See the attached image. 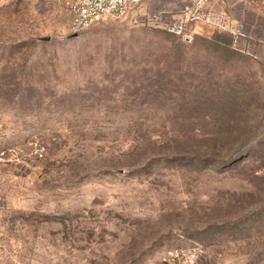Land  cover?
I'll return each mask as SVG.
<instances>
[{
	"label": "rangeland",
	"instance_id": "rangeland-1",
	"mask_svg": "<svg viewBox=\"0 0 264 264\" xmlns=\"http://www.w3.org/2000/svg\"><path fill=\"white\" fill-rule=\"evenodd\" d=\"M67 2L0 0V264H264V0Z\"/></svg>",
	"mask_w": 264,
	"mask_h": 264
},
{
	"label": "built area",
	"instance_id": "built-area-1",
	"mask_svg": "<svg viewBox=\"0 0 264 264\" xmlns=\"http://www.w3.org/2000/svg\"><path fill=\"white\" fill-rule=\"evenodd\" d=\"M142 2L143 0H68L70 31L78 34L95 25L122 20L135 12L142 5ZM165 14L164 11H161L153 13L152 16L145 15L143 18L162 22L167 26L170 33L181 34L184 21L180 18H170L164 22ZM208 22H211V19H208ZM42 150H36L37 157H42ZM14 154H16L14 148L0 151V169L4 164L14 159ZM196 256V249L170 248L165 250L156 262L151 264H195Z\"/></svg>",
	"mask_w": 264,
	"mask_h": 264
},
{
	"label": "water",
	"instance_id": "water-1",
	"mask_svg": "<svg viewBox=\"0 0 264 264\" xmlns=\"http://www.w3.org/2000/svg\"><path fill=\"white\" fill-rule=\"evenodd\" d=\"M73 37H75L76 35H75V33H74V35H72Z\"/></svg>",
	"mask_w": 264,
	"mask_h": 264
},
{
	"label": "crops",
	"instance_id": "crops-1",
	"mask_svg": "<svg viewBox=\"0 0 264 264\" xmlns=\"http://www.w3.org/2000/svg\"><path fill=\"white\" fill-rule=\"evenodd\" d=\"M143 2H144V0H143ZM143 2H142V3H143Z\"/></svg>",
	"mask_w": 264,
	"mask_h": 264
}]
</instances>
